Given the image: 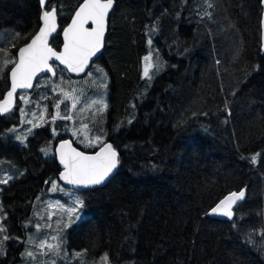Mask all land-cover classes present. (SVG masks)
<instances>
[{
    "label": "trees",
    "instance_id": "trees-1",
    "mask_svg": "<svg viewBox=\"0 0 264 264\" xmlns=\"http://www.w3.org/2000/svg\"><path fill=\"white\" fill-rule=\"evenodd\" d=\"M82 1L48 3L57 7L60 25L54 48H61V32ZM211 3L116 0L97 60L109 77L107 107L91 131L111 142L119 163L106 184L81 191L86 215L69 229V250H86L91 259L107 253L110 264H264L262 2ZM41 12L39 0H0V35L7 31V39L17 40L15 54L39 28ZM149 52L161 63L151 82L142 74ZM9 70L0 80V99ZM57 71V82L81 78ZM51 96L62 100L63 92ZM53 104L48 119L58 118L37 127L25 143L10 131L20 124V101L0 115V165L15 175L0 190L9 237L0 264L22 259L35 199L62 170L55 155L40 152L50 140L55 149L62 130L73 126L60 117L70 114L67 102ZM73 141L87 152L97 148ZM240 189L246 197L234 207L233 220L208 215Z\"/></svg>",
    "mask_w": 264,
    "mask_h": 264
},
{
    "label": "snow or ice",
    "instance_id": "snow-or-ice-1",
    "mask_svg": "<svg viewBox=\"0 0 264 264\" xmlns=\"http://www.w3.org/2000/svg\"><path fill=\"white\" fill-rule=\"evenodd\" d=\"M47 0H40L41 5H45ZM264 3V0H261ZM115 0H83L80 3L78 9L72 18L71 23L63 29L64 44L63 50L57 52L53 47L49 46V36L57 31V7L52 6L51 10L43 11L41 20L43 26L39 28V31L31 37V42L26 43L24 47L19 48V61L15 62V58L7 59L4 56H0V72L10 64L15 63V66L11 68V91L7 93V99L0 102V113H6L10 110L13 94L17 89H28L33 87L31 81L37 75L45 71H53L52 66L49 64V60L54 58L61 64L66 66V69L71 72H83L88 66L89 60L96 56L101 51L104 44L106 17L109 14V10L113 7ZM209 7H212L211 0H206ZM210 15V13H205ZM91 22L92 27H85L86 24ZM17 36L19 34H16ZM151 43V41H149ZM145 61H151V53L144 57ZM153 67L151 63H147L144 67V76L149 77V68ZM160 67L159 63L156 65ZM102 72V69H97ZM55 75V72H53ZM68 94H66L67 97ZM22 100L25 97H21ZM92 104H100L101 107L98 111H103L107 105L103 101H93ZM75 106V105H74ZM58 108L59 105H56ZM91 107V104L89 105ZM23 111V110H21ZM65 119H71L70 116H65ZM55 119V117H53ZM31 123V122H30ZM34 127L36 125H33ZM85 127H87L85 125ZM10 131L15 132V129ZM29 131H31L29 129ZM17 140L21 137L17 136ZM95 143L101 144L99 151L95 154L89 155L85 152L78 151L76 148L71 147L69 141H63L60 145L59 155L60 163L64 167V171L60 173V179L66 181L68 184L76 186L77 188L101 185L104 183L117 168L119 159L118 152L112 144L102 142L100 137H97ZM90 146L91 142H90ZM260 153L254 154L250 157L252 163L257 162V158ZM0 183H7V180L0 181ZM52 184V191H64L59 187L55 181L46 182ZM246 189H240L238 192H232L221 199L214 207L210 209L208 214H221L231 219L234 216L233 206L237 205L239 201L245 198ZM74 195V193H70ZM84 205V200L80 197H76L72 200L71 206L61 208V217L56 220L57 227L53 230L54 234L47 235L44 240L39 243V250L45 254H51L53 256H59L61 254V247L63 244L62 233L64 229L71 226L77 220L82 219L80 210ZM67 213V222L60 227L63 214ZM2 215V213H0ZM51 220V215H49ZM38 230L41 225L35 226ZM48 229H52V224L48 223L44 225ZM4 229L0 226V232ZM4 240L9 237L4 236ZM31 240V237H29ZM52 242L49 243L48 241ZM86 250L74 252L72 255L74 258H83ZM22 255L33 257L34 253L27 251ZM67 256V253H64ZM103 264H110L108 254L105 253L101 257ZM55 264V260L52 261Z\"/></svg>",
    "mask_w": 264,
    "mask_h": 264
},
{
    "label": "rangeland",
    "instance_id": "rangeland-1",
    "mask_svg": "<svg viewBox=\"0 0 264 264\" xmlns=\"http://www.w3.org/2000/svg\"><path fill=\"white\" fill-rule=\"evenodd\" d=\"M7 31H4L0 35V56H4V54H7L5 58L11 59L15 58L16 61V54L13 50V46L17 40L7 39ZM151 41V39L149 40ZM149 43V42H148ZM151 43H149L150 45ZM151 53V61H145L143 59L142 63V74L144 76V67L147 63H151L153 67L149 68V77H145L149 80V82L152 81L156 73L159 71L156 65L159 63L161 66V63L154 52H149L146 54L148 56ZM154 53L156 55L152 54ZM145 56V57H146ZM14 63L8 64L2 72H0V80L4 82V76L11 68V66ZM97 69H102V72L97 71ZM155 70H158L155 72ZM59 73V72H58ZM59 77L57 76L56 79H52L49 76H45L37 81L36 87H39V91L37 93V96L32 97V92H22L19 94L18 100L20 101V106L17 110V113L20 117V124L19 126H16L12 129H15L14 133H17V136H20L21 139L18 140L22 143L26 142V138L32 134V132L39 126L45 125L50 120H56L58 117H51L48 119V111L50 102L54 101L53 106L56 107L61 101L67 102V105L65 106L68 108L67 110H70V114H66L64 116H61L60 113H58V110L55 112L57 115L65 119V116H70L73 122V126L70 129L69 132L63 131L64 138L70 137L72 139H76L80 142V144H84L86 146L91 145L99 147L101 144L95 143V140L97 137L101 138V141H105V137L94 133L91 131V123L94 122L96 119V116L101 114V111H98V109L101 107L100 104H92L93 101H103L104 104H106L107 97H108V84H109V77L107 75L106 70L102 67V65L99 64L98 61L94 62L91 66V68L87 71V73L81 78L73 79V80H66L63 79L62 81H56ZM48 79H52L53 81L50 82ZM4 86V84H3ZM2 86V87H3ZM47 86V89L45 87ZM65 86H68L67 90H64ZM0 87V88H2ZM35 87V88H36ZM45 90H44V89ZM52 89L53 93H49V91ZM3 90V88L0 90V92ZM63 92V98H55L50 96L51 94H54L55 96L57 94L62 95ZM66 94L67 97H66ZM21 97H25L24 100L21 99ZM91 104V107L89 105ZM75 105V106H74ZM107 105V104H106ZM23 110V111H21ZM104 111V110H103ZM102 111V112H103ZM58 113V114H57ZM89 118V119H88ZM31 122V123H30ZM33 125H36L35 127ZM85 125L87 127H85ZM29 129L31 131H29ZM54 136H56L57 132H60V129L54 130ZM13 133V132H11ZM59 141V140H58ZM40 152L44 154L45 157H56L55 149H54V142L52 140L46 142L41 148ZM13 172L10 170V167L5 164L0 165V181L7 180V182L13 178L15 175L12 174ZM51 181H55L57 185L64 189V191H52V184L48 187H46L35 199V208L33 210V213L29 217V219L25 222L27 225H31L32 229L29 230L26 233L25 240V247L22 251V254L27 251H31L34 253L33 257H28L27 255H22V259L16 263V264H52V261L55 260V264H103V261H101V257L104 255H101L98 258H88L86 256V253L84 257L81 258H74L73 253L79 252V251H71L68 249L67 243H68V234L69 229L72 228L75 224H77L80 220H77L75 223L71 224L68 228L64 229L62 233L63 237V244L61 247V254L59 256H53L51 254L45 255L39 250V243L45 239L47 235L54 234V229L57 227L56 220L61 217V208L60 205H63L64 208H67L71 206L72 200H74L77 196L82 198L84 200L83 193L81 191H76L74 189L65 187L59 178H54ZM6 183H0V190L2 189V186ZM70 193H74V195H70ZM2 203L0 198V226L3 227L4 231L0 232V247H2L3 237L6 236L5 233V226L2 224V218L4 217V212L2 209ZM82 218L85 217L86 211L85 207L83 205L82 209L80 210ZM49 215H51V220H49ZM67 213L63 214V219L61 220L60 227H63V224L67 222ZM51 223L52 229H48L46 227H43L44 225ZM41 225L42 227L38 230L35 226ZM31 237V240L29 239ZM49 243L52 241L49 240ZM67 253V256L64 255V253ZM4 254L3 248L0 250V255Z\"/></svg>",
    "mask_w": 264,
    "mask_h": 264
},
{
    "label": "water",
    "instance_id": "water-1",
    "mask_svg": "<svg viewBox=\"0 0 264 264\" xmlns=\"http://www.w3.org/2000/svg\"><path fill=\"white\" fill-rule=\"evenodd\" d=\"M39 1H40V0H39ZM50 1H51V0H47V2H46L45 5H41V8H42L41 16H42V14H43V11H45V10H49V11H50V10H51L52 7H51V8H48V7H47V5H48V3H49ZM81 3H83V1H82ZM40 4H41V3H40ZM115 4H116V0H115V3H114V5H113V7L109 10V14H108V16L106 17V26H105V35H104V44H103V48L101 49V51H100L99 53H97L96 56L92 57V58L89 60L88 66L84 69L83 72H79V73H77V72H71V71H68V70L66 69V66H65V65L61 64L59 61L55 60L54 58L50 59V60H49V64L52 66L53 71H45V72H42V73H37V75H36V76L33 78V80L31 81V83H32V85H33V87H31V88H28V89H17L16 92L13 94V97H12V103H11V106H10V110H9L8 112H6V113H0V115H5V114H8V113L12 112V111L17 107L19 94L22 93V92H28V93H29V92H33L34 89H35V87H36L37 81L40 80L41 78H43V77H45V76H49V77L52 78V79H56L57 76H58V71H57V69H59V68L65 70L69 75L74 76V77H80V76L85 75V74L87 73V71L91 68L92 64H93L94 62H96V61L101 57V55H102V53H103V51H104V48H105V40H106V36H107V33H108V20H109V17H110V15H111V13H112L114 7H115ZM77 9H78V8H77ZM77 9H76V10H77ZM74 14H75V13H74ZM56 15H57V21H56V23H57V31H56L55 33H53L52 35L49 36V41H48V42H49V46H50V47H53V46L51 45V41H52V39L56 36V34L59 32V30H60L59 19H58V12L56 13ZM41 16H40V26H39V28L43 26V21L41 20ZM73 16H74V15H73ZM73 16H72V18H73ZM72 18H71L70 22H69L64 28H66V27L71 23ZM92 26H93V25L91 24V22H89L88 24L85 25V27H92ZM39 28H38L37 31L33 34V36L39 31ZM64 28H63V29H64ZM61 36H62V46H61V48L58 50V49H56V48L53 47L57 52H60V51L63 50V44H64L63 30H62V32H61ZM261 38H262V45H263V48H264V3H262V15H261ZM30 42H31V38H30L29 41L26 42V43H30ZM26 43H25V44H26ZM25 44H23V45L20 46L19 48L24 47ZM19 48H18L17 53H16V61H15V62H18V61H19ZM14 66H15V63L11 66V68L14 67ZM11 68H10V70H9V74H8V77H9V87H8V89L5 91L3 97L0 99V102H3L5 99H7V93H8L9 91H11V76H10ZM53 72H55V75H53ZM63 141H69L70 144H71V147L76 148L78 151L85 152L86 154H89V155L95 154V152H96V151H99V149H100V147H101V145H100V146L97 147L94 151L87 152V151L82 150L80 147H78V146L74 143V141H73L72 138H70V137H65V138L61 139V140L56 144V147H55L56 159H57V161H58L60 167L62 168L61 172L64 171V167H63V165L60 163L59 149H60V145H61V143H62ZM104 142H107V143H110V144H111V142H109V141H104ZM113 147H114V146H113ZM114 148H115V147H114ZM115 149H116V148H115ZM116 151L118 152L117 149H116ZM118 159H119V152H118ZM117 168H118V166H117ZM117 168L113 171L112 174H110L109 178H108L104 183H102L101 185H95V186H89V187H83V186H81V187L77 188L76 186L70 185V184H68L66 181L60 179V173H61V172L59 173L58 178H59V180L61 181V183H62L65 187H68V188L74 189V190H76V191H85V190H88V189H91V188H95V187H99V186H102V185L106 184V183L112 178V176L115 174ZM232 192H238V191H236V190L231 191V192L227 193L225 196H227L228 194H230V193H232ZM225 196H224V197H225ZM224 197H223V198H224ZM245 197H246V193H245ZM223 198H222V199H223ZM244 200H245V198L242 199L241 201H239L238 204L242 203ZM238 204H237V205H238ZM235 206H236V205L233 206V212H234V207H235ZM208 213H210V210H209ZM208 215H209L210 217L219 218V219H224V220H233V218H234V216H233L231 219H229L228 217L223 216V215H221V214H208Z\"/></svg>",
    "mask_w": 264,
    "mask_h": 264
},
{
    "label": "flooded vegetation",
    "instance_id": "flooded-vegetation-1",
    "mask_svg": "<svg viewBox=\"0 0 264 264\" xmlns=\"http://www.w3.org/2000/svg\"><path fill=\"white\" fill-rule=\"evenodd\" d=\"M14 134H17V133H14ZM28 137H29V136H28ZM28 137H27V138H28ZM62 139H63V138H62ZM60 140H61V139H60ZM60 140H59V141H60ZM59 141H57V143H58ZM17 142L22 143V142H20V141H18V140H17Z\"/></svg>",
    "mask_w": 264,
    "mask_h": 264
},
{
    "label": "bare ground",
    "instance_id": "bare-ground-1",
    "mask_svg": "<svg viewBox=\"0 0 264 264\" xmlns=\"http://www.w3.org/2000/svg\"><path fill=\"white\" fill-rule=\"evenodd\" d=\"M15 110V109H14Z\"/></svg>",
    "mask_w": 264,
    "mask_h": 264
}]
</instances>
